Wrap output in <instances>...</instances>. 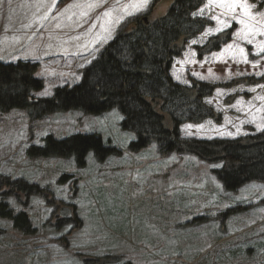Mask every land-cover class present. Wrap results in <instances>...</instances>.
<instances>
[{
	"label": "rangeland",
	"instance_id": "obj_1",
	"mask_svg": "<svg viewBox=\"0 0 264 264\" xmlns=\"http://www.w3.org/2000/svg\"><path fill=\"white\" fill-rule=\"evenodd\" d=\"M172 1L0 0V62H39L44 88L34 96L50 97L57 87L79 83L83 69L131 17H159ZM261 13L264 4L250 0H237L231 9L205 0L194 13L211 24L188 41L170 74L183 84H216L206 102L221 120L184 123L183 137L234 139L264 128ZM220 34L227 41L218 50L198 53L197 46ZM252 77L261 81L251 83ZM121 119L116 109L42 118L24 109L0 112V176L43 191L15 197L0 186V198L4 193L17 211L25 210L35 228L24 234L0 218V264H86L106 256L133 264H264V183L230 192L213 172L220 164L192 154L161 155L154 143L133 152L134 134L120 128ZM75 133H99L120 154L97 161L90 153L83 167L73 158L26 154L47 135Z\"/></svg>",
	"mask_w": 264,
	"mask_h": 264
},
{
	"label": "trees",
	"instance_id": "obj_2",
	"mask_svg": "<svg viewBox=\"0 0 264 264\" xmlns=\"http://www.w3.org/2000/svg\"><path fill=\"white\" fill-rule=\"evenodd\" d=\"M204 2L175 0L159 17H151V12L147 21L142 16L131 17L83 69L79 83L57 87L50 97L34 96L44 88L43 78L37 75L39 62H0V112L24 109L32 118H42L70 110L101 115L116 109L122 117L120 128L134 134L129 143L131 151L138 152L154 143L161 155L192 154L207 163L220 164L213 172L230 192H236L248 182L264 183V128L234 139L208 140L181 135L180 127L184 123L221 120V114L206 102L216 84L193 79L183 84L170 74L174 59L182 54L188 41L211 24L209 19L194 15ZM226 41L220 34L196 49L206 54L218 50ZM255 80L261 81L252 77L251 83H256ZM90 153L99 161L119 155L120 150L105 142L99 133H75L65 138L47 135L42 145L31 144L26 151L30 158H73L78 167L85 166ZM66 178L62 176L60 181ZM0 186L4 187L5 195L15 197L22 191L43 193L35 183L7 176H0ZM3 194L0 218L10 220L19 232L34 233L29 214L25 210L17 211ZM239 211L241 207L233 210ZM86 264L133 263L106 256Z\"/></svg>",
	"mask_w": 264,
	"mask_h": 264
},
{
	"label": "snow or ice",
	"instance_id": "obj_3",
	"mask_svg": "<svg viewBox=\"0 0 264 264\" xmlns=\"http://www.w3.org/2000/svg\"><path fill=\"white\" fill-rule=\"evenodd\" d=\"M145 2H147V0H145ZM236 2H237V0H221V5L222 6H224V7H228V8H232L233 7V5H235L236 4ZM258 2L260 3V4H264V0H258ZM247 7H256V5H250V6H247ZM201 11H203V10H201ZM261 15H264V13H261ZM214 19H216V17H213ZM233 19H235V16H233ZM241 24H243L244 23V21L243 20H240L239 21ZM59 26V25H58ZM225 26L226 27H228V26H230V25H228L227 24V22H225ZM223 29H218V31H222ZM248 43L249 44H251L252 43V40H248ZM228 48H231L232 47V45H228L227 46ZM240 51H241V53H243V49H240ZM262 51H264V49H262ZM244 62H247L246 60L244 61ZM193 75H195V73H193ZM261 87H264V86H261Z\"/></svg>",
	"mask_w": 264,
	"mask_h": 264
},
{
	"label": "water",
	"instance_id": "obj_4",
	"mask_svg": "<svg viewBox=\"0 0 264 264\" xmlns=\"http://www.w3.org/2000/svg\"><path fill=\"white\" fill-rule=\"evenodd\" d=\"M174 1H175V0H173L172 3H173ZM172 3H171V4H172ZM171 4H170V5H171ZM170 5H169V7H170ZM165 12H166V11H165ZM165 12H164V13H165ZM144 19H145V21H147V20H148V17H145Z\"/></svg>",
	"mask_w": 264,
	"mask_h": 264
}]
</instances>
